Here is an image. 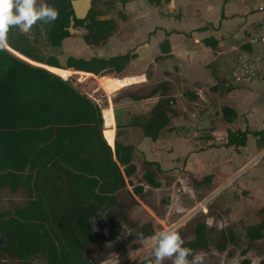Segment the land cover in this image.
<instances>
[{
  "label": "trees",
  "instance_id": "16d2710c",
  "mask_svg": "<svg viewBox=\"0 0 264 264\" xmlns=\"http://www.w3.org/2000/svg\"><path fill=\"white\" fill-rule=\"evenodd\" d=\"M70 1L40 0L36 7L44 4L52 6L58 10V18L52 23L38 21L28 33H22L15 26L10 27L7 33L8 48L31 62L50 67L49 71L59 77L11 56L0 47V172L5 170L2 175L0 173V179L5 174L27 168L36 181L35 187L33 181L24 183L34 198L33 203H37L34 190L38 192L40 201L45 203L41 195L46 193L47 188L62 191V203H86L89 198H95L96 188L106 189L109 193L123 188L121 172L123 176L129 177L135 171L130 161L132 147L118 142L119 133L116 131L113 162L105 130H102V137L107 145L100 134L104 119L103 116L101 119L98 107L69 80L61 79L77 72L94 76L108 72L120 73L133 56L125 54L106 59L93 57L87 61L69 57L60 66L54 58L42 59L35 52L33 44L37 39H43L51 48H58L61 41L69 36L67 28L71 20L74 26H82L83 21L73 17ZM95 1L97 0H92ZM151 1L157 3L159 0ZM96 16L97 13L90 9L86 17L88 23L83 27L85 34L82 39L86 45H101L114 31L115 26L111 21L95 20ZM164 52L166 51L162 50L161 53ZM61 71L67 75H62ZM126 79L129 78L103 77L98 80V85L102 88L103 85ZM171 103V99L158 100L146 117H133L132 124L140 129L143 137L155 141L169 124ZM220 114L222 121L226 123H231L235 118V113L229 108H223ZM106 133L109 135L108 130ZM261 134L264 132L252 133L257 136ZM247 135V131L228 130L224 146L244 147ZM83 154H86L85 158L82 157ZM145 165L160 172L153 162H145ZM118 167L122 168L121 172ZM47 172L55 175L48 176ZM153 175L151 170H144L142 181L147 186L156 188L158 183ZM141 191V187L132 189V193L136 195ZM109 200L113 202L112 198ZM263 230L262 223L250 226L245 230V237L250 242L257 241L261 239ZM137 231L143 232L144 238L152 235V230L147 225ZM229 240H232L231 235ZM64 246H67L66 242ZM207 246L205 226L195 224L193 237L184 241L183 247L192 249L195 254L205 251ZM218 248L223 250L224 247L218 245ZM240 264H249V261L244 259ZM259 264H264V260Z\"/></svg>",
  "mask_w": 264,
  "mask_h": 264
},
{
  "label": "rangeland",
  "instance_id": "374dc122",
  "mask_svg": "<svg viewBox=\"0 0 264 264\" xmlns=\"http://www.w3.org/2000/svg\"><path fill=\"white\" fill-rule=\"evenodd\" d=\"M39 2L40 0H37L36 6ZM90 9L97 13L98 20L110 17V20H116L117 24L122 22L123 25L117 31L123 38L129 37L131 40L137 33L138 25L131 15L126 16V19L116 17L117 12L120 11L119 4L108 5L106 0H97ZM139 29L146 36L147 44L157 30L152 24L140 26ZM117 37L121 36L117 35ZM83 45L81 35L73 32L60 43L58 48L49 47L43 39H37L33 44L37 56L42 59L54 58L60 66H63L67 58L79 59L81 53L86 59L104 58L108 39L101 45L88 46L85 52L79 49ZM234 57L235 53L227 54L226 59L220 62L219 69L215 72L219 80L226 82L229 64ZM146 70L149 71V68ZM60 73L67 75L63 71ZM103 75L102 77H108ZM96 78L99 77L91 78L73 73L61 79L69 80L80 93L99 108L101 118L103 116L104 119L102 125L105 137L112 146L113 131L110 125L113 123V117L108 102L114 100L113 106L118 105L119 99L121 100L126 93L141 95L146 88H140L141 84L122 88L127 84L139 83L142 81L141 78L129 79L118 85L106 84L102 88ZM210 87L212 86L204 85L203 93L209 99L211 106L205 114L206 110L202 106L206 103H201L196 115L197 119L203 115L209 122L208 126L193 125L188 128H176L178 130L175 129L170 133H162V136L179 137L180 139L174 142L177 147H182L180 145L183 141L188 143V148L184 150V152L188 150V154L203 153L213 148L209 154L193 157H188L187 154L183 158L181 153H177L176 160H171L167 168L156 172V168L145 165L147 162L144 160L145 157L141 152L136 151L131 157V164L135 168L132 175L123 176L122 168L118 167L124 186L117 191L116 198L127 207L126 217L129 222L137 226H149L152 230L151 237L171 229L177 231L183 241H189L193 237L194 225L203 224L208 240L207 249L198 252L203 255V264H240L244 259L249 261V264H259L264 260V230L261 239L253 242L245 237V230L259 223L264 225V134L258 136L248 134L245 146L239 152L234 148L227 149L224 143L227 126L230 127L231 132L237 129H251L247 130L249 133L264 130V113L261 110V115H254L252 118L245 115L244 117L245 112H243L233 121L234 123L225 124L221 119V109L229 105L232 100L230 102L225 100V91L219 94V99L216 98L215 95L210 94ZM228 87L234 88L231 85ZM184 90L186 88L181 84L173 87L174 92L180 93ZM107 130L109 135L106 133ZM135 138L133 134L124 136L119 132L117 141L127 143L131 140V143H135L137 139ZM206 142L210 143L209 147L206 146ZM177 147L174 149L178 151ZM84 156L86 154L82 155ZM111 158L114 160L112 155ZM144 170H151L154 174L153 178L158 183L156 188L149 187L142 181ZM134 187H141V193L138 195L132 193ZM230 235L232 240H229ZM218 245H223V250H220ZM154 247L149 238L139 239L130 244L128 252L124 250L126 253L123 251L108 256V264H154ZM163 264H172V260L166 259Z\"/></svg>",
  "mask_w": 264,
  "mask_h": 264
},
{
  "label": "crops",
  "instance_id": "0c3cea01",
  "mask_svg": "<svg viewBox=\"0 0 264 264\" xmlns=\"http://www.w3.org/2000/svg\"><path fill=\"white\" fill-rule=\"evenodd\" d=\"M106 2L108 5H120V11L117 12L116 17L126 19V16L131 15L138 25L137 33L129 40V37L123 38L117 31L123 23L117 24L116 20H110L108 17V21H111L115 28L108 37V47L103 54L104 59L125 54L133 56L120 73L108 72V77L112 79L138 77L142 81L127 86L141 84L140 88H146L141 95L135 94L131 98L119 99L118 105L113 106L114 100L108 102L113 117V123L110 125L113 131L112 146L104 141L112 156L115 126H118V133L121 132L124 136L133 134V137L137 138L135 143H131V140L127 143L120 142L132 147L131 157L136 151L141 152L145 157L144 160L155 163L159 171L167 168L171 160H176L177 153H181V156L185 158L189 151L184 152V150L189 144L183 141L180 145L182 147H177L178 145L176 146L174 142L180 139L179 137L162 136V133H170L176 128H188L193 125L208 126L209 122L203 115L199 119L196 118L201 103H206L202 106L206 110L205 114L211 106L209 99L203 93L204 85L207 86V84L212 86L209 88L210 94L215 95L216 98L225 91V100L229 102L232 100L224 108H229L235 113L233 121L237 120L239 114L243 112H245L243 116L252 118L254 115H261V110L264 113V80L233 84L229 78L236 59L240 56L249 57L256 51V47L248 43V38L257 30L258 14L254 10L256 0H159L157 3L150 0H106ZM148 24H152L157 30L147 44L146 36L139 27ZM139 42L143 43L139 44ZM79 49L85 52L88 46L83 45ZM162 50L166 52L161 53ZM231 53H235V57L229 64L226 82H223L222 79L217 78L215 72L219 69L220 62ZM79 59L87 61L90 57L86 59L81 53ZM146 68H149V71ZM77 73L88 74L87 77L95 78L90 73ZM129 79L112 82L109 85H118ZM178 84L185 86L184 93L173 91V87ZM229 85L234 88L231 89ZM160 99L172 100L169 124L155 141H151L143 137L140 129L132 124L131 119L135 116L146 117L151 107ZM226 128L230 130L229 126ZM237 130L242 132L251 129ZM255 132H264V130ZM248 134L252 133L248 132ZM208 144L210 143L206 142V146ZM176 147L179 148L178 151L174 149ZM230 148L233 147H227V149ZM241 148L243 147L234 149L239 152ZM211 149L213 148L203 153H190L188 157L209 154Z\"/></svg>",
  "mask_w": 264,
  "mask_h": 264
},
{
  "label": "flooded vegetation",
  "instance_id": "af4514ba",
  "mask_svg": "<svg viewBox=\"0 0 264 264\" xmlns=\"http://www.w3.org/2000/svg\"><path fill=\"white\" fill-rule=\"evenodd\" d=\"M93 3L91 0L90 7ZM87 14L78 20L83 21L82 26H74L72 22L68 27L74 34L81 35V39L85 34L83 27L88 23ZM134 95L129 92L123 98ZM102 128L103 125L100 134ZM118 128L115 126L116 131ZM27 181H33L35 187V177L32 178L25 167L0 179V264H108V256L122 253L139 239L151 237L144 238V233L137 231L144 226L129 222L127 207L116 198L118 190L109 193L96 188L95 198H89L88 202L66 204L60 202L64 199L62 191L47 188L41 195L45 203L40 201L36 190L37 203H33L34 198L24 185Z\"/></svg>",
  "mask_w": 264,
  "mask_h": 264
},
{
  "label": "clouds",
  "instance_id": "9594fccd",
  "mask_svg": "<svg viewBox=\"0 0 264 264\" xmlns=\"http://www.w3.org/2000/svg\"><path fill=\"white\" fill-rule=\"evenodd\" d=\"M36 3L37 0H0V47L6 45L10 27L27 33L38 21L52 23L58 18L54 7L44 4L37 8ZM149 239L155 245L154 264H163L166 259H171L172 264H203V255L183 247L184 241L175 230L161 231Z\"/></svg>",
  "mask_w": 264,
  "mask_h": 264
},
{
  "label": "built area",
  "instance_id": "2783aa9c",
  "mask_svg": "<svg viewBox=\"0 0 264 264\" xmlns=\"http://www.w3.org/2000/svg\"><path fill=\"white\" fill-rule=\"evenodd\" d=\"M255 12L256 33L248 38V43L256 47L251 56H240L236 59L234 69L230 73L233 84L261 82L264 80V0H256Z\"/></svg>",
  "mask_w": 264,
  "mask_h": 264
},
{
  "label": "water",
  "instance_id": "95a60500",
  "mask_svg": "<svg viewBox=\"0 0 264 264\" xmlns=\"http://www.w3.org/2000/svg\"><path fill=\"white\" fill-rule=\"evenodd\" d=\"M90 5H91V0H71L70 1V8L72 10V13H73V17L76 19V20H82L84 19V17L86 16L87 12L89 11L90 9ZM70 26L72 25V21H70ZM68 32L71 33L72 30L71 28H68ZM6 53L10 54L11 56L27 63V64H30V65H33V66H36V67H39L41 69H44L46 71H48L49 73L51 74H54L56 76L59 77V75H57L56 73H53L52 71H49V68L50 67H47L45 65H41V64H37V63H34V62H31L29 60H27L26 58L20 56L19 54H17L16 52H14L13 50H11L10 48H8L6 45L1 47ZM37 64V65H34V64ZM57 69V68H56ZM61 78V77H60ZM103 77H99L97 78L98 80L101 79ZM128 85V84H127ZM125 85V86H127ZM124 87V86H123Z\"/></svg>",
  "mask_w": 264,
  "mask_h": 264
}]
</instances>
